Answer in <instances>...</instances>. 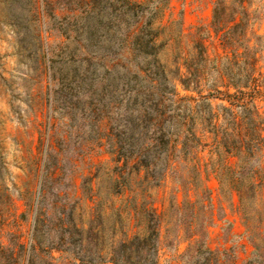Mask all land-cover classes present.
<instances>
[{
  "label": "rangeland",
  "instance_id": "1",
  "mask_svg": "<svg viewBox=\"0 0 264 264\" xmlns=\"http://www.w3.org/2000/svg\"><path fill=\"white\" fill-rule=\"evenodd\" d=\"M129 1L0 0V264H114L157 216L154 254L134 261L201 264L182 255L207 214L211 250L264 262V0ZM148 24L156 59L134 44ZM170 135L191 148L187 168L199 161L191 184L163 174ZM142 144L157 147L140 156L147 179L129 158ZM247 161L239 193L223 167Z\"/></svg>",
  "mask_w": 264,
  "mask_h": 264
},
{
  "label": "trees",
  "instance_id": "2",
  "mask_svg": "<svg viewBox=\"0 0 264 264\" xmlns=\"http://www.w3.org/2000/svg\"><path fill=\"white\" fill-rule=\"evenodd\" d=\"M124 3L129 4V5L131 4L129 0H124ZM221 7L224 8L222 2H218V4H216V7L214 9L212 28L216 34L223 31V33L221 34V37H224L225 39L226 35L228 34V30L225 31L224 25L220 17V15L222 14L221 11L225 12V8L223 10ZM239 25L240 23L236 24V26H239ZM149 32H152V29L150 28V24H148V26L144 28H141L140 32L136 35L134 44L138 47L139 52H142L148 55L149 57L156 59L157 52H156V46L153 40L154 36H151L152 34ZM146 36L149 38L148 40H145ZM145 69L146 70H144V72L152 75L149 77L150 80L152 81H157V77L162 76V75L164 76L165 74L164 68L156 60H154L153 67L147 66ZM179 83L185 89L190 87V82L188 78L184 76L179 78ZM159 101L161 100L159 99ZM172 103L173 105L175 104V102H172ZM131 131H132V135L128 137H126L124 133L122 134V141H121L122 144L126 142L129 143V141L133 139V129ZM190 131L191 130L189 129H185L184 138H188L189 135H192ZM171 137L172 135L169 136V140L167 142L163 143V150H162V155H161L163 160L165 161V167L163 169V174L166 175L169 171H174L178 173L184 172V182L183 183L191 184L190 179L194 181L201 173L199 161H195L191 168H187V164L185 163L184 160L181 161V157L186 156L190 152L191 148L190 147L188 148L187 143L183 141L179 142V140H176L172 143ZM137 147H139L137 152H130L129 154V158H133L134 160H136L134 167L132 166V168L134 169L137 167V169H135L136 171L144 170L146 172L145 179H147L149 178L148 171L152 169V166L150 165L151 162L146 160V157L148 153L150 152L153 153L157 147L153 144H142L141 146H137ZM120 149L122 150V147H120ZM143 152H146V157L144 160L140 158V156L143 155L142 154ZM121 157L122 156H120L119 158L121 159ZM176 158L179 161L176 162L175 161ZM179 165L184 166L182 171L179 170L178 168ZM249 165L250 163L247 161V162H240L236 168H231L228 166L223 167L224 173L230 174L235 179L236 182L234 184L235 185L234 189L238 191L239 193L241 192V187L239 185H242L244 183L243 175L245 171L248 170L247 166ZM256 165L259 167V163H257ZM127 166H128V162L127 160H125L123 167L120 168L122 170V175L123 174L125 175L126 172H123V171L125 170L124 168H127ZM257 166H254L253 164V166L251 167V169H254V170H251V173L253 176V178L252 176L251 178L254 180L252 182L251 189H253L254 191H257V189L260 186V183L258 182H260L259 179H260L261 173H260V169H258ZM192 172L195 173V178L194 177L191 178L190 173ZM153 177L154 176H152V178ZM204 194L207 195L206 202L208 204L205 207L209 209L210 207V196H208L209 190L205 189ZM151 212L156 213V209L151 208ZM157 217L158 219L155 221L154 225H150V224L148 225V236L144 238L135 236L134 238L126 240L120 244L122 256L119 258V260H116V261L114 260L113 262L114 264H140L142 261L141 257H138L140 258V260L134 261L135 253L139 254V252H142V251L153 250V254H154L156 250V244L158 243L159 238H160V219H159L160 216H157ZM211 223H212V219L210 218L209 214H207L205 215V220L202 222L200 226H198L197 230L188 234V238L191 240H194V242L193 244L188 246L186 252L184 253V255H182V257L187 254H190L194 258L201 257L202 260L204 261L201 264H237L234 261L227 259V255L228 253H230V250L214 252L207 246L206 240H207V235H208V228L211 226ZM154 241H155V244H154ZM150 261H151V264L158 263L156 253ZM199 263L200 262H196L195 264H199ZM248 264H253V260H251ZM258 264H264V262H260Z\"/></svg>",
  "mask_w": 264,
  "mask_h": 264
}]
</instances>
